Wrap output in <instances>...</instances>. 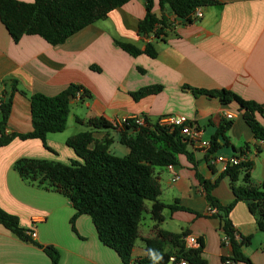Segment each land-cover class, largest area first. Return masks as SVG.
Masks as SVG:
<instances>
[{"label": "crops", "instance_id": "1", "mask_svg": "<svg viewBox=\"0 0 264 264\" xmlns=\"http://www.w3.org/2000/svg\"><path fill=\"white\" fill-rule=\"evenodd\" d=\"M219 1L220 5L204 9L203 18L192 24L178 20L169 9L162 11L155 2L153 13L158 19L166 16L175 20L163 40L139 35V23L146 15L143 0H131L109 13L105 20L57 46L40 36H24L15 43L0 21V97L8 99L12 95L9 134L32 131L29 99L33 95L55 97L71 85L92 95L83 102V110L71 111L65 133L48 136L46 144L50 150L37 139L13 140L0 149V208L17 217L26 232L34 230L37 235L36 240L32 239L34 244L24 242L0 223V264H51L44 251L48 246L59 251L60 264H122L115 251L100 243L90 217L78 218L74 231L71 219L75 209L71 202L56 192L25 182L13 166L21 159L65 165L81 161L66 142L89 131L96 143L111 142L109 152L113 155L128 156L129 149L121 144L120 132L91 129L86 124L89 120H104L111 127L113 121L137 116L151 122L169 115L187 117L201 131L202 140L212 143V148L216 138L217 148L202 151L190 146L193 161L180 156L173 173L166 168L155 171L162 189L159 201L180 210L166 208L163 221L157 223L150 215L153 204L147 203L133 260L147 257L144 240L155 238L161 231L198 238L203 244L201 256L205 264H225L223 260L232 256L231 246L223 242L225 234L220 221L210 213L198 176L211 183L219 181L211 195L227 207L235 197L230 179L223 176L227 167L218 159L248 155L252 185L260 187L264 184V144L252 134L237 103L222 105L219 98L197 95L195 91L226 90L263 109L264 0ZM116 41L143 52L152 43L158 55L155 59L147 54L132 57ZM13 84L18 92L12 94ZM151 86L162 90L138 102L133 100L132 94ZM227 115L233 119L228 120ZM256 118L264 128V113H257ZM93 147L94 144L90 146ZM174 174L180 177L175 184L171 182ZM243 177L241 174L238 187L243 185ZM229 218L238 242L251 238L243 248L244 255L252 264H264V234L248 203L236 204ZM166 249L172 251L168 245Z\"/></svg>", "mask_w": 264, "mask_h": 264}, {"label": "trees", "instance_id": "2", "mask_svg": "<svg viewBox=\"0 0 264 264\" xmlns=\"http://www.w3.org/2000/svg\"><path fill=\"white\" fill-rule=\"evenodd\" d=\"M131 0H34L24 3L20 0H0V21L10 34L12 40L18 43L24 36H40L53 46L65 43L69 38L81 30L105 20L109 13L127 5ZM146 4V15L139 23V35L148 38L154 34L156 40H163L171 25L166 16L158 19L153 13L155 2L162 11L169 9L178 20L185 24H192L191 15L196 9H206L220 5L219 0H143ZM132 57L142 54L155 59L158 55L152 43H148L143 52L128 43L115 42ZM96 69L93 67V70ZM99 70V69H97ZM12 94L17 93V87L12 85ZM161 87H147L132 94L133 100L138 102L148 96H155L161 92ZM79 91L83 95L79 102H85L92 95L76 85H71L66 91L55 97L33 95L30 97L32 114V131L28 134L17 135L7 132V123L12 112V95L4 97L0 110V149L7 147L13 140H36L47 147L46 141L50 134H63L67 130L68 119L71 114V104L76 100ZM23 96L25 93L21 92ZM197 95L219 98L222 105L237 103L243 118L257 140L264 143V128L257 120L256 114H263L259 104L242 100L238 95L226 91H195ZM70 97L73 98L70 101ZM146 126L128 127L120 132V142L129 149V155L118 157L109 152L111 142L96 143L91 131L79 133L68 139L66 146L71 148L81 161H72L65 165L53 161H38L36 159H21L13 166L15 172L27 183L47 191L56 192L67 198L74 207L75 214L71 225L76 231V220L82 216L91 218L100 243L115 251L122 264H169L170 259L186 260L190 264H205L202 261L203 244L197 250L187 249L184 237L188 234H172L167 231L159 232L153 239L144 240L146 258L133 260L134 248L140 235V224L147 203H152L150 211L152 219L157 223L163 221L162 213L170 206L159 201L161 185L155 176L157 169L177 166L178 158L185 156L193 161L189 152L188 141L181 137L179 131L170 132L162 128L157 122L145 118ZM78 123L82 121L77 120ZM91 129L111 128L104 120H89L86 124ZM231 125H228L229 127ZM94 144L93 148H90ZM216 138L213 140V150ZM251 164L228 167L224 177L231 181L234 201L227 207H222L211 195L219 181L211 183L199 180L206 191V198L212 209L217 211L213 215L221 224V229L229 238L232 256L223 262L232 260L235 264H252L243 253L251 238L236 239L237 231L229 216L239 202L248 203L250 212L255 216L258 229L264 234V184L254 187L250 177ZM243 177V185L237 183ZM172 211L180 210L170 207ZM185 210V209H182ZM0 223L13 236L24 242L33 243L26 235V230L20 227L19 219L11 216L0 208ZM34 244V243H33ZM172 251L168 252L166 246ZM51 264H60V253L54 246L44 248Z\"/></svg>", "mask_w": 264, "mask_h": 264}, {"label": "built area", "instance_id": "3", "mask_svg": "<svg viewBox=\"0 0 264 264\" xmlns=\"http://www.w3.org/2000/svg\"><path fill=\"white\" fill-rule=\"evenodd\" d=\"M203 12H204V9H200V8L196 9V11L193 12L191 15L192 20L193 21L201 20L203 18ZM169 22L170 24H174L175 20L170 19ZM148 38L150 40L152 39L156 40L154 37V34H151ZM82 95H83V91H79L77 94L76 100L79 101ZM3 101L4 99L0 97V108L3 105ZM263 110H264V107H263ZM227 119L232 120L233 116L227 115ZM145 122H146L145 118L141 116L131 117V118L126 117V118L113 121L111 123V127L118 132H122L126 128V126L128 127L137 126L139 128L144 127L146 126ZM158 122H159L158 125L160 127L168 129L170 132L174 133L176 131H179L181 137H183L184 140L188 141L190 146H194L195 149H199L202 151H209L210 148H212V143L209 141L202 140L201 131L196 126V124L193 123L191 120H189L187 117L169 115V116H165L161 118ZM218 162L224 164L228 168L232 166H241L243 164L247 165L249 164V158H248V155L244 154L242 156H235V157H231L227 159L219 158ZM166 169L168 171H171V173H173L174 172L173 170L175 169V167L169 165ZM179 180H180V177L174 174L172 176L171 182L175 184ZM210 213L211 215H214V216L217 215V211L212 208L210 209ZM26 235L29 236L33 240H36L37 238L36 232L34 230H28L26 232ZM236 238H237L236 240L239 239L238 235ZM223 242L227 245H230L229 238L226 235L223 239ZM184 243H185L186 248L190 250H197L200 248L199 239L196 238L195 236L187 235L186 237H184ZM233 263L234 262H232V260L225 261V264H233ZM169 264H190V263L186 260L176 261V258H172L170 259Z\"/></svg>", "mask_w": 264, "mask_h": 264}, {"label": "rangeland", "instance_id": "4", "mask_svg": "<svg viewBox=\"0 0 264 264\" xmlns=\"http://www.w3.org/2000/svg\"><path fill=\"white\" fill-rule=\"evenodd\" d=\"M81 110H83V103L82 102L72 103L71 104V111L72 112L75 111L77 113V112H79ZM75 126H78V125L76 124ZM85 128L87 129V127H85ZM70 130H72V128H70ZM72 131H76V130H72Z\"/></svg>", "mask_w": 264, "mask_h": 264}, {"label": "water", "instance_id": "5", "mask_svg": "<svg viewBox=\"0 0 264 264\" xmlns=\"http://www.w3.org/2000/svg\"><path fill=\"white\" fill-rule=\"evenodd\" d=\"M69 99H70V101H72V100H73V98H72V97H70Z\"/></svg>", "mask_w": 264, "mask_h": 264}]
</instances>
